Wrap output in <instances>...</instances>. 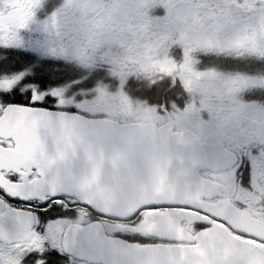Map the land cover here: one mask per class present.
<instances>
[{
    "label": "snow or ice",
    "instance_id": "snow-or-ice-1",
    "mask_svg": "<svg viewBox=\"0 0 264 264\" xmlns=\"http://www.w3.org/2000/svg\"><path fill=\"white\" fill-rule=\"evenodd\" d=\"M42 2L0 0V48L37 25V55L82 74L52 87L0 55V264H264V99H245L264 69L197 67L264 62V0H63L38 21ZM98 64L190 102L73 91Z\"/></svg>",
    "mask_w": 264,
    "mask_h": 264
},
{
    "label": "flooded vegetation",
    "instance_id": "flooded-vegetation-1",
    "mask_svg": "<svg viewBox=\"0 0 264 264\" xmlns=\"http://www.w3.org/2000/svg\"><path fill=\"white\" fill-rule=\"evenodd\" d=\"M158 4L159 0H155ZM63 4V0H43L40 8L36 10V19L42 21L45 17L51 14L54 10ZM106 0H101L100 3L89 6L85 0V7L90 11H100L103 14ZM164 9L156 7L152 11H146L145 16L151 18L152 15H163ZM32 32H25V40L28 47L24 49L18 48H0V55H6L8 62L6 67H14L15 69L32 68L34 79L44 82L46 85L52 87L60 86L64 82L79 77L82 72L80 69L73 65H65L63 60H55L51 58L40 57L37 55L36 48L43 40V33L39 30L37 25L32 26ZM120 50L114 51V56L119 57ZM174 59L181 58L180 49H174L171 53ZM201 63L197 66L203 69L206 66L216 65L222 69L226 68H239L243 71L255 72L258 68L264 69V62L249 61V62H233L223 57L201 56ZM60 66V70L56 68ZM151 78L139 76L135 74L129 75L123 85L119 84L118 79L109 75L108 66L106 64H98L93 70L91 76L76 86L73 91L79 89H93L97 84H102L108 87L109 91H122L128 97L133 105H139L142 108L157 109L159 110L163 105L171 111L173 107L183 108L185 103L190 102L184 93L182 86L177 82L175 87L169 90L170 81L165 79L163 82L152 85ZM71 94V93H69ZM91 99V95L80 96L77 95L76 99ZM261 98L264 99V92L253 91L245 93V99ZM159 115V111H157ZM163 119V117H161Z\"/></svg>",
    "mask_w": 264,
    "mask_h": 264
}]
</instances>
